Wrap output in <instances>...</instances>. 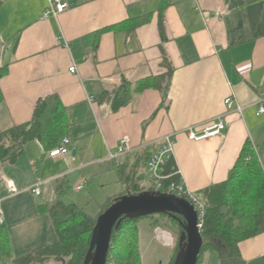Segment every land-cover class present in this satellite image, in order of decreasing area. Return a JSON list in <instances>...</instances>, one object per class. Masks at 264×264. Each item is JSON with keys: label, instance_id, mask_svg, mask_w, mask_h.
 Returning <instances> with one entry per match:
<instances>
[{"label": "crops", "instance_id": "obj_1", "mask_svg": "<svg viewBox=\"0 0 264 264\" xmlns=\"http://www.w3.org/2000/svg\"><path fill=\"white\" fill-rule=\"evenodd\" d=\"M67 2L58 19H43L47 0H0V132L30 122L37 102L55 95L66 108L72 141L64 158H49L33 141L16 162L0 165V196L6 181L20 190L0 203V229L15 258L58 242L46 207L61 200L88 215L101 211L123 193V160L152 154L167 135L192 194L226 181L247 140L264 168V0ZM73 64L77 74L69 71ZM149 77L166 78L163 90L133 93L119 112L99 102L124 81ZM230 97L242 114L228 110ZM219 118L226 123L222 136L198 143L188 138V129L201 133ZM123 139L128 154L111 159ZM38 181L40 196L32 192ZM239 250L246 264H264V233Z\"/></svg>", "mask_w": 264, "mask_h": 264}, {"label": "trees", "instance_id": "obj_2", "mask_svg": "<svg viewBox=\"0 0 264 264\" xmlns=\"http://www.w3.org/2000/svg\"><path fill=\"white\" fill-rule=\"evenodd\" d=\"M160 24L162 32L163 20ZM4 72V68L0 70V79ZM165 83L166 78L162 77H149L137 83L124 81L114 90L103 92L98 99L100 103L109 104L113 112H119L130 104L133 93H141L151 87L162 91ZM67 129L66 108L60 99L55 95L41 98L36 104L30 122L0 132V165L16 162L25 153L26 145L33 141L41 142L47 151H51L67 137ZM151 155L143 152L123 160L118 167V176L124 186V192L108 200L102 206L100 215L119 197L137 196L147 191L143 184L148 178L147 164ZM164 175L168 177L164 182L165 187L170 183L180 182L181 176L174 158L168 160ZM196 197L205 205L201 229L204 245L198 264H202L204 257L212 253L217 254L220 264H246L239 245L264 233V168L250 140L244 144L228 179L210 186L196 194ZM46 210L52 217L58 242L45 249L30 252L24 257L15 258L9 235L4 228H1L0 264H47L52 260L62 264H86L91 251L93 231L100 215L93 218L84 209L61 200L46 207ZM144 218L166 219L176 225L179 239L170 264L175 263L181 250V239L184 237V220L179 216L170 215L123 218L120 225L114 229L108 262L141 264V253L139 248H135L132 238L128 236L129 245L123 247V242L119 243L116 237L121 234V237L124 236L129 228L135 231L138 237V224ZM154 225L155 227L160 225L159 221L154 222Z\"/></svg>", "mask_w": 264, "mask_h": 264}, {"label": "water", "instance_id": "obj_3", "mask_svg": "<svg viewBox=\"0 0 264 264\" xmlns=\"http://www.w3.org/2000/svg\"><path fill=\"white\" fill-rule=\"evenodd\" d=\"M78 148L73 149L76 156ZM154 215L179 216L184 220V237L174 264H198L204 240L194 205L184 198L160 192H143L119 197L98 219L93 231L91 251L86 264H107L114 229L121 220Z\"/></svg>", "mask_w": 264, "mask_h": 264}, {"label": "built area", "instance_id": "obj_4", "mask_svg": "<svg viewBox=\"0 0 264 264\" xmlns=\"http://www.w3.org/2000/svg\"><path fill=\"white\" fill-rule=\"evenodd\" d=\"M69 8L67 0H47V7L43 14V19H48L50 17H54L58 19L60 15L65 13ZM65 46L68 47V43H65ZM70 73L77 74V66L75 64L69 69ZM93 102L92 100L90 101ZM225 104L228 110L236 111L239 114H242L243 108L237 106L234 108V101L233 98H228L225 101ZM264 113V108L261 107L259 110V115ZM226 130V123L223 118L216 119L215 121L210 122L205 129L201 133H197L194 131L193 128L187 130L186 134L188 138L194 142H203L213 138H217L222 136V134ZM72 141L70 138L66 137L62 140L61 144L49 151L48 156L49 158H64L68 156L71 151ZM175 140L171 135H167L161 139L159 142L158 147L152 153L149 162L147 164V177L152 183V188L155 192L160 193H167L171 195H175L180 198H184L191 202L198 213L199 219V228L202 229L203 226V218L205 215V205L203 202L198 200L195 194L189 192L184 185L183 180L181 179L178 183H170L167 187H165L164 182L168 179L167 176L164 175V169L168 162V160L174 158V151H175ZM128 141L127 139H123L120 141L119 146L117 148L116 154L111 155V159H119L120 157L128 154ZM43 183L38 181L35 187L33 188L32 192L36 196L41 195V185ZM85 184L81 183L76 190L80 191L84 189ZM144 187V186H143ZM6 193L2 197L0 196V203L3 201L5 197L14 196L20 193V190L16 187V185L12 181L5 182ZM145 188V187H144ZM164 188V189H163ZM164 191V192H162ZM0 222L4 223L3 215L0 213ZM158 236H162V240L164 242V246H171L173 244L172 238L166 232H161L160 229L156 230ZM159 237V238H160ZM107 264H111L108 262Z\"/></svg>", "mask_w": 264, "mask_h": 264}, {"label": "rangeland", "instance_id": "obj_5", "mask_svg": "<svg viewBox=\"0 0 264 264\" xmlns=\"http://www.w3.org/2000/svg\"><path fill=\"white\" fill-rule=\"evenodd\" d=\"M0 59H1V56H0ZM145 182H146L147 188L150 189L152 187V183L150 182V180L147 178ZM110 189L109 190L112 192L113 187H110ZM148 189L147 191H150ZM123 192H124V187H123ZM72 194L73 192L70 191L69 195H72ZM100 213L101 211H94L89 216L93 218H97L100 215ZM156 221H159V224H160L156 226L158 228H156L154 225V222ZM138 229H139L138 237L135 234V231L130 230L129 228V230L126 232L124 236L121 237L122 235L121 234L119 237H116V238L119 241V243L121 242L122 244L123 242V247L128 246L129 242L127 240H129V238L130 239L132 238L133 240L132 243L134 244L135 248L136 247L139 248V251L141 253V264H170L172 255L176 251V248L178 245V239H179V232H178L176 225L171 224L166 219L155 218V219L150 220L148 218H144V219H141V221L139 222ZM157 229H160L161 232H166L167 234L170 235V237L172 238V242H173L171 246H164L163 240L156 233ZM113 256L115 257L114 253H113ZM219 262H220L219 258H215V257L211 258L210 255H206L204 257V262L202 261V264H220ZM47 264H62V263L52 260L51 262ZM111 264H118V263L111 262Z\"/></svg>", "mask_w": 264, "mask_h": 264}, {"label": "bare ground", "instance_id": "obj_6", "mask_svg": "<svg viewBox=\"0 0 264 264\" xmlns=\"http://www.w3.org/2000/svg\"><path fill=\"white\" fill-rule=\"evenodd\" d=\"M161 238H162V236H161Z\"/></svg>", "mask_w": 264, "mask_h": 264}]
</instances>
